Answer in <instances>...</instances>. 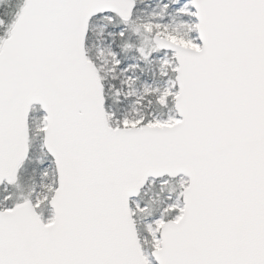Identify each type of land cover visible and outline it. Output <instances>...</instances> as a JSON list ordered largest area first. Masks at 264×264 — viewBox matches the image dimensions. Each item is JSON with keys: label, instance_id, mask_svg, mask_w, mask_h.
I'll return each mask as SVG.
<instances>
[{"label": "snow or ice", "instance_id": "6c2138e0", "mask_svg": "<svg viewBox=\"0 0 264 264\" xmlns=\"http://www.w3.org/2000/svg\"><path fill=\"white\" fill-rule=\"evenodd\" d=\"M0 264H264V0H0Z\"/></svg>", "mask_w": 264, "mask_h": 264}]
</instances>
